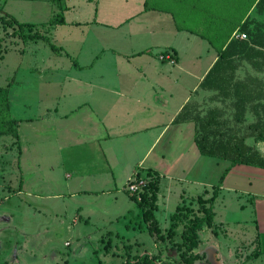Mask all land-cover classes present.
I'll use <instances>...</instances> for the list:
<instances>
[{
	"label": "crops",
	"instance_id": "obj_1",
	"mask_svg": "<svg viewBox=\"0 0 264 264\" xmlns=\"http://www.w3.org/2000/svg\"><path fill=\"white\" fill-rule=\"evenodd\" d=\"M62 1L64 24L53 25L54 35H57V29H62L64 41L75 40L78 35L71 34L72 28L89 25L90 30L97 31L99 27L112 30L117 40L129 41V48H110L112 51L109 53H105L103 48L89 50L90 54L93 52L92 63L83 73L80 65H75V70L92 75L86 83L79 82L90 86L80 88L85 92L88 90L86 94L91 96L90 101H82L76 106L65 104L64 108L55 106L53 113H47L56 148L57 164L54 167L58 174L61 171L64 175L60 192L48 197L62 200L99 193V198H108V203L99 201V216L110 215L109 206L114 207L111 214L117 215L126 204L122 200H129L125 195L128 180L136 173L141 176L153 173L159 179L155 217L161 219L159 223H165L167 217L170 223L175 213V206L170 210L172 202L181 200L183 205L195 208L196 198L201 193L207 192L205 197L208 198L213 191L210 183L193 175L202 159L194 139L197 120L206 117L211 123L209 131L216 136L221 134L226 140L230 136L241 139L248 135L246 126L256 118L247 110L245 122H233L235 108L230 94L235 92L234 83L247 80H253L250 85L252 91L264 90V68L257 70L244 61L238 45L232 47L228 55H221L231 41H247V38L241 40L236 37L244 34L243 25L246 31L254 33L264 23V12H258L256 8L259 0H110V4L103 3L104 0H86L97 3V6L91 10V21L85 23L69 20L67 15L73 14L75 8L69 0ZM104 11L107 13L105 18L102 15ZM234 14L239 16L233 25ZM190 20L196 22L189 25ZM231 26L235 28L231 30ZM87 38L99 40L96 32L87 33ZM155 38L166 42L153 44ZM213 41L221 42L214 45ZM71 43L63 44L65 54L76 56L78 62L79 47H75L77 43ZM202 47L205 50L201 54ZM82 51L83 47L80 54ZM166 51L171 53L175 62L159 60V54ZM206 54L211 57L200 73L185 64L186 58L196 56L200 59ZM105 58L121 62L122 69H101L99 64V71H94L92 68L97 61ZM217 60L216 71L201 87V82ZM236 91L242 94L247 92V88L243 83ZM81 107L85 112L79 111ZM231 131L235 133L231 134ZM241 132L245 133L240 135ZM244 144L254 147L264 156V141H255L254 137L247 136ZM244 166L231 167L219 185L213 206L215 226V205L221 191L236 192L238 185L241 186L240 182H235L236 174L243 179L255 178L254 188L257 190H253L249 200L256 199L254 209L258 219L264 217V192H261L264 191V169L255 168L258 171H251L253 176L242 175L250 172L244 169L250 166ZM201 169L204 170L203 167ZM248 184L252 185L251 182ZM259 206H263L262 210ZM85 210L80 206L77 214L82 216ZM262 222L257 234L260 248L263 242L260 235L264 234V220ZM200 232L194 254L212 252L225 262L227 259L215 246L216 234H212L213 243L202 246Z\"/></svg>",
	"mask_w": 264,
	"mask_h": 264
},
{
	"label": "rangeland",
	"instance_id": "obj_2",
	"mask_svg": "<svg viewBox=\"0 0 264 264\" xmlns=\"http://www.w3.org/2000/svg\"><path fill=\"white\" fill-rule=\"evenodd\" d=\"M69 1L75 8L73 14L67 15L69 20L82 23L91 21L93 14L90 13L97 3ZM103 3L110 4V0H104ZM63 4L62 0H0V54L3 55L0 59V87L11 84L7 95L8 113L19 125L15 126L17 137L0 136V264H124L126 260L144 253L155 257L158 264H180L176 245L180 241L182 228L177 229L172 240L155 242L148 234L141 210L128 193L125 192V195L129 196V200H125V197V201L122 200L126 203L123 210L113 215L111 212L114 207L109 206L110 215L107 217L99 216V201L108 203L107 196L99 198V193L91 192L62 200L48 197L60 192L64 175L61 171L58 174L54 167L57 164L56 148L52 130H49L47 113H53L55 106L64 108L65 104L76 106L82 101H90L91 96L86 94L88 90L85 92L80 89L90 86L79 83H86L92 77L91 74H82L87 70L86 66L92 63L93 52L90 54L89 50L98 48L99 51L103 48L105 53H109L112 51L110 48H129V41L117 40L112 30L100 27L97 31L90 30L89 25L72 28L71 34L78 35L75 40L64 41L62 29H57V35H54L53 26L48 27V22L57 14H62ZM105 12L102 13L104 18L107 15ZM187 15L191 16L189 12ZM238 16L234 14L233 25ZM13 19L22 24L34 25V30L25 28L23 32L32 35L37 30L46 37V41L22 40L18 35L21 30L13 23ZM191 20L189 25L196 22ZM234 28L231 26V30ZM90 32H96L99 40L87 38ZM152 41L153 44L166 42L157 38ZM69 42H72L70 45L77 43L75 47H79L78 62L76 56L65 54L63 44ZM220 42L213 41V44ZM51 45L55 50L51 49ZM81 47L84 51L80 54ZM204 50L202 47L200 53ZM210 57L207 54L200 59L193 56L186 58L185 64L200 73L209 63ZM99 64L101 69H122L121 62H112L108 58L97 61L92 69L99 71ZM75 65L84 69L82 73L75 70ZM80 110L85 109L81 107ZM158 149L157 152L160 151ZM229 165L230 162L202 156L192 171L196 178L204 179L202 182H208L216 189L221 175ZM244 169L250 172H243L242 175L253 176L251 171H258L250 167ZM235 182L241 183L238 191L223 190L217 199L216 232H211L209 228H203L200 232L202 246L213 243L212 234H216L215 246L219 247L227 260L222 262L212 252H201V258L193 264H264V251L255 259H245L246 255L258 248L257 234L264 220V217L258 219L255 212L256 199L249 200L253 190H257L254 188L255 178L243 179L236 174ZM212 186L210 190H213ZM55 202L60 204L55 205ZM183 204L184 201L176 200L172 202L170 210ZM194 205L196 208V203ZM80 206L87 210L82 216L77 214ZM171 221L169 223L166 217L165 223H159L165 236L171 229ZM226 222L228 225H225ZM179 224L182 226L183 223ZM260 238L263 241L261 248L264 249V234ZM236 251L239 252L238 257Z\"/></svg>",
	"mask_w": 264,
	"mask_h": 264
},
{
	"label": "trees",
	"instance_id": "obj_3",
	"mask_svg": "<svg viewBox=\"0 0 264 264\" xmlns=\"http://www.w3.org/2000/svg\"><path fill=\"white\" fill-rule=\"evenodd\" d=\"M256 8L258 12H264V0H259L256 4ZM13 23L21 30L18 35L22 40L31 39L33 41H46V37L37 32V30L34 31L32 35L23 32L25 28L34 30L36 28L34 25L22 24L15 19H13ZM62 24H64V18L62 14H57L54 19L48 22V27ZM9 25L12 26L11 23ZM244 27L245 25H243L241 29H243L247 41H241L240 43H237L238 41H231L225 53L223 52L221 56L228 55L230 49L238 45L241 48L243 60L250 64L252 68L261 70V68H264V25L261 24L254 33H249ZM13 34H15V32H13ZM50 47L52 50H55V47L52 45ZM2 57L3 55L0 54V59H2ZM218 60H220V58ZM218 60L201 82V87L205 86L206 81H208V79L212 77L214 71H216L219 64ZM252 82L253 80L243 82L245 88H247V92L242 94L236 90L239 89L240 85H243V83L241 82L236 85L234 83L233 90H235V92L230 94L234 99L233 106L235 108L232 121L236 124L245 122L244 116L247 110H249L248 112H251L256 118L254 122L246 126L249 130L247 136L254 137L255 141H264V90L261 92L252 91L250 87V85L253 84ZM10 87V83L5 87H0V136L12 135L13 137H17V129L15 127L17 126L16 121L11 119L8 113L7 95ZM210 124L211 123H209L206 117L197 120L194 139L202 156L230 162L229 167L225 169L223 175H221L219 179V185L222 183L229 169L233 166L245 165L264 169V156L254 149V147L245 145V137L234 139L233 136H230L229 139L224 140L221 134L216 136L215 133L209 131ZM149 174L153 175V173ZM158 185L159 179L155 175L153 182L147 186L144 194H142L141 201L136 202L133 197H131V199L135 201L141 210L142 220L147 227L148 234L155 242L163 243L166 239L172 240L177 229L182 228L179 234L180 241L176 245V251L179 252L180 264H193L196 260L201 258L200 255L193 253L199 245V232L205 227L211 229L212 232H216L217 230V226H215L214 223L215 214L213 212V206L218 196L219 187L216 188L217 190L213 187V191L208 198L205 197L207 192L201 193L196 198V208L178 205L175 209V213L171 216V229L168 230V234L165 236L155 217ZM181 222L183 224L179 226ZM257 246L258 248L256 247V249L246 257L247 260L255 259L261 254L258 241ZM124 264H158V262L155 257L144 253L139 257L126 260Z\"/></svg>",
	"mask_w": 264,
	"mask_h": 264
},
{
	"label": "built area",
	"instance_id": "obj_4",
	"mask_svg": "<svg viewBox=\"0 0 264 264\" xmlns=\"http://www.w3.org/2000/svg\"><path fill=\"white\" fill-rule=\"evenodd\" d=\"M238 39L245 40L246 37L244 34L236 35ZM160 61H169L172 62V55L170 52H163L159 56ZM155 175L146 173L141 176L138 173L131 177L125 185L126 192L133 197L136 202H140L142 199V194H144L147 186L153 182Z\"/></svg>",
	"mask_w": 264,
	"mask_h": 264
}]
</instances>
